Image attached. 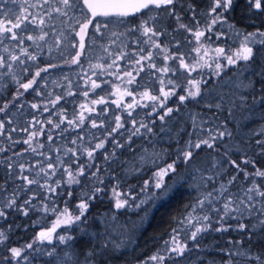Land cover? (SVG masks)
Returning a JSON list of instances; mask_svg holds the SVG:
<instances>
[{
	"label": "snow or ice",
	"instance_id": "obj_1",
	"mask_svg": "<svg viewBox=\"0 0 264 264\" xmlns=\"http://www.w3.org/2000/svg\"><path fill=\"white\" fill-rule=\"evenodd\" d=\"M245 3L249 18L253 13L264 17V0ZM236 7L237 0H204L201 5L195 0H0V89L15 86L0 101V222L13 214L29 219L37 212L55 216L50 228L20 246L9 243L12 225L0 228V264H109L116 247L113 235L129 233L120 210L143 208L146 215L173 184L190 188L193 199L172 218L169 232L143 264H264V30L238 29L229 19ZM144 10L148 12L139 23H126ZM55 18H60L63 30L49 43V35L56 34ZM166 19L175 21L172 31L194 37L200 45L194 51L203 48L207 56L211 50V58L186 62L177 43L176 52L163 57L175 65L157 67L151 49L165 51L159 37L168 34ZM213 37L224 40L225 46L209 49ZM229 40L237 46L228 45ZM84 60L97 77H89L84 97L103 84L116 88L108 95L133 96L125 85H137L144 88L139 94L151 106L113 100L131 119L115 114L105 121L101 117L108 108L92 107L108 104L97 93L98 98L81 102L70 116L61 105L55 122L25 111L30 107L48 113L66 97L76 96L67 75L66 85L57 80L52 91L45 90L53 70L83 68ZM121 61L138 66L136 75L124 71L121 76ZM145 67L161 74L155 93L152 85L137 82ZM179 68L187 73L183 83L179 77L167 82L162 78L169 72L175 76ZM102 74L122 83L100 80ZM56 86L65 91L55 93ZM30 90L46 102L28 105L23 96ZM171 97L185 106V115H179V106H168ZM137 107L149 108L146 115L155 118L144 120L139 113L133 117ZM258 111L260 127L249 129ZM230 124L240 131L234 133ZM148 166L154 169L152 179L143 181L137 191L146 195L137 201L131 186L122 189L121 183ZM105 198L114 211L94 217L97 227L92 229L89 209ZM60 227L63 233L57 232ZM73 229L88 238L86 247L76 242ZM233 232L242 235H227Z\"/></svg>",
	"mask_w": 264,
	"mask_h": 264
},
{
	"label": "trees",
	"instance_id": "obj_2",
	"mask_svg": "<svg viewBox=\"0 0 264 264\" xmlns=\"http://www.w3.org/2000/svg\"><path fill=\"white\" fill-rule=\"evenodd\" d=\"M195 2L198 5L203 4L204 0H195ZM238 7L234 9V11L231 13L229 19L232 23H234L238 29L240 30H246V31H254L257 28H260L264 30V17L258 16L255 13L251 14V18H249L250 14L247 10V6L245 3V0H237ZM10 7H14L11 6ZM158 11V10H157ZM148 12V10H144V12L139 13L136 17H130L128 22H134L139 23L140 19L144 17L145 13ZM54 23L56 24V29L53 31L56 33L55 35L50 34L48 37L49 43L54 41L59 36V31L63 30V26L60 24V18H55ZM165 27L168 28V34L164 36L159 37V42L161 43V49H165V51H161L160 49H154L153 51L154 55V62L156 63L157 67H160L164 64L171 66L175 65V62L172 60L164 61L163 57L165 55H171L176 52L175 45L179 43V51L181 54L184 55V59L186 62H193L197 58V52L194 51V48L200 47L199 44L195 42L194 37H192L189 33H185L183 30L174 32L172 31V28L175 26V21L171 19H166L164 21ZM67 35V33H65ZM174 38V39H173ZM134 39V38H132ZM140 39H147L146 37H140ZM191 41V42H190ZM31 42L26 41V44H30ZM228 45H231L233 48H235L237 45L232 41L229 40ZM217 46H225V41L220 40L216 41L215 37H213V42L208 46L209 49H213ZM34 47V46H33ZM145 50H149V45H144ZM132 49L138 51V49H135V44H132ZM30 50H32L30 48ZM227 51V47H226ZM201 54H204L203 48L200 49ZM0 54H2V49H0ZM89 54L92 55L91 50H89ZM142 54V53H141ZM212 56L211 50H209L206 57L209 59ZM42 59L46 63L48 60V50L47 46H45L44 53ZM83 60V58H82ZM92 64L97 63L96 59H92ZM105 62V61H100ZM147 63V62H145ZM120 68L122 73L124 71H132L133 75H136V71L138 66L127 64L123 61L120 62ZM92 69L89 67V63L87 60H84L83 62V68H80L76 65L71 66H63L59 67L51 72V75L48 77L49 79V88L45 91H52L54 82L59 81L61 84H67V81L63 79V75H67L71 78L73 81V90L77 92V95L74 97H66L65 100H62L60 104H57L55 108H52V110L48 113H35L34 110H31L30 107H26L25 111H31L33 114L37 115L39 119H45L50 117L53 119V121H57L60 117L56 114L58 109H61V105H63V108L66 110L64 114L71 115L73 109L79 110V104L81 102L88 103L93 98H98L96 95L97 93L102 94L105 96V99L108 100L107 105H97L92 106L95 107L96 111H100L101 108H108L107 115L101 117L105 121H108L109 119L113 118L115 114L121 115L122 119H131L127 116V113L123 111L121 108H117L116 104L111 103L114 99V95H108V91L110 90L113 92L115 87H112L109 84H103L100 89H96L95 93H90V95L86 98L84 97L81 92L88 90L84 87V85L89 83V77L92 79H96L97 77L92 76ZM205 72H207V69H204ZM231 71V69H229ZM87 72L88 75L84 76V73ZM45 75L42 73V76ZM158 75H161L159 73H156L154 69H148L145 67L144 71L139 72V75L137 77L138 84H145L148 83L152 85L151 90L153 93H155V88L159 87V85L156 83V77ZM187 75L185 73L184 69L179 68L176 71V75L173 76L171 72H169L167 77H162L167 82V79L172 78L175 80L177 77H179V81L181 83L184 82V77ZM192 76H196L197 73L193 72L191 73ZM100 80H108L112 81L115 85H119L122 82L118 79H116L115 76L102 74L99 77ZM99 82V81H98ZM79 85V87H77ZM15 86H11L9 89H0V101L6 100L12 91V88ZM125 87H128L133 90V93H136L140 95L139 93L144 91L143 87H140L137 89V85H125ZM65 89L56 86L55 87V93H61L64 92ZM180 94L179 92L177 93ZM23 100L30 105L32 102H46V99L44 97H37L34 95V93L31 92V90L28 93H25L23 96ZM67 101H72V103H68ZM137 103L142 104H149L150 102L147 100H142ZM168 106L176 107L179 106L181 108V113L179 115H185L186 109L185 106L179 105V102L176 101L175 97H171L168 100ZM51 108V105H49ZM192 109V105H188V110ZM149 112V108H140L137 107L135 111H133V117H137V113H139V117L144 120H151L155 117L146 115ZM85 115L88 116L89 114L85 112ZM173 116H177V113H173ZM261 113L258 111L256 115L251 118V124L248 125V128L251 129L253 127L259 128V120H260ZM91 118H95V115ZM171 119V118H169ZM159 125V121H157V126ZM86 127H88L86 125ZM230 128L235 132L240 131L239 128L233 127L232 124L229 125ZM47 130V129H46ZM92 132H99L98 129H91ZM55 134V133H54ZM75 135V133H73ZM59 142V141H58ZM165 147H167L168 141L167 138H165L164 141ZM139 148L140 145H137ZM159 147V145H158ZM168 151H174L172 148H168ZM99 155V153H97ZM127 158V157H126ZM154 169L151 168V166L145 167L142 172H140L138 175H129L127 176L121 183V188L125 189L131 186V190L137 197V201L141 198H143L146 193L138 192L137 190L141 187L143 184V181L145 179H152V172ZM169 178H165L166 182ZM193 199V196L191 195V189L187 186H180L178 184H173V187L171 191L168 193L166 197L160 198L155 200L152 207L148 209L147 214L145 215L144 209H136L134 207H129L126 209L120 210L118 213L119 218L121 221H125L129 224V233L128 235L121 237L119 235L114 234L112 237V243L116 245L115 249L110 253V259L109 264H143L145 260L149 257L150 254H154V251L159 247V240L160 238L166 236V234L169 232L171 227V220L174 216H177L181 213L184 206L190 202V200ZM73 200L76 199V195L74 194ZM73 200H70L68 203L71 205L73 203ZM134 203V202H130ZM70 211H74L73 208L69 209ZM114 210L111 208V201L107 198L103 200V202H94L92 207L89 209V212L91 213L89 217V224L92 229H95L97 225L94 223L93 218L102 215L104 213H111ZM31 219L27 217H21L17 214H13L12 217L9 218L8 221L0 222V228L7 229L9 225H12L10 236L11 239L9 243L12 246H20L23 245L26 242H31L35 236L41 231V230H47L52 226V224L55 222V216L52 214H42V213H34L30 214ZM143 219V222H141ZM19 225V227H17ZM58 233H63L64 228L60 227L57 229ZM73 232L77 238V241L81 248L87 246V237L81 238V233L75 231L73 229ZM228 236H231L233 238H237L242 234L239 233H229ZM155 238V239H154ZM227 237H225L226 239ZM223 243V240L221 241ZM47 247H51V245H45ZM62 247V246H61ZM4 254V246H0V255ZM46 259V258H44ZM41 264H43V260H41ZM187 264V262H185Z\"/></svg>",
	"mask_w": 264,
	"mask_h": 264
},
{
	"label": "rangeland",
	"instance_id": "obj_3",
	"mask_svg": "<svg viewBox=\"0 0 264 264\" xmlns=\"http://www.w3.org/2000/svg\"><path fill=\"white\" fill-rule=\"evenodd\" d=\"M204 51V49H203ZM203 57L205 60H208L209 58L204 56V54L201 53H197V58ZM194 62V61H193ZM120 75L122 76V73H120ZM127 79V78H125ZM120 85V84H119ZM113 92H116V88H114ZM114 99L121 102L123 105H127L128 103H134L136 104L137 102H140L144 99L141 98L140 95L133 93V96H121L119 93H117L116 95H114Z\"/></svg>",
	"mask_w": 264,
	"mask_h": 264
}]
</instances>
